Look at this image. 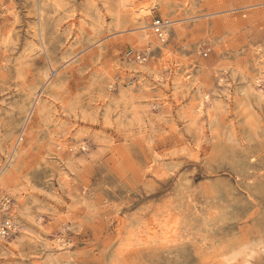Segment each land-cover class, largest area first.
Here are the masks:
<instances>
[{"label":"rangeland","instance_id":"rangeland-1","mask_svg":"<svg viewBox=\"0 0 264 264\" xmlns=\"http://www.w3.org/2000/svg\"><path fill=\"white\" fill-rule=\"evenodd\" d=\"M118 7L0 0V264H264V0Z\"/></svg>","mask_w":264,"mask_h":264},{"label":"bare ground","instance_id":"bare-ground-1","mask_svg":"<svg viewBox=\"0 0 264 264\" xmlns=\"http://www.w3.org/2000/svg\"><path fill=\"white\" fill-rule=\"evenodd\" d=\"M39 4V3H38ZM118 5L120 8L119 10L123 9L129 12V15L131 17L132 20H134L136 23H142V19L147 16L150 8H152L153 6H155V0H118ZM37 10V15L39 18V24L37 21L38 26L35 29L36 34H37V39L38 41L42 42V38H43V27H42V12H43V8L41 6H38V8H36ZM118 10V11H119ZM121 12V11H119ZM144 22V21H143ZM168 22V21H166ZM135 23V24H136ZM168 24V23H167ZM147 25V24H146ZM153 25V24H152ZM153 29H158L159 27H164L163 24L161 26H151ZM142 28L145 29L144 26H141L140 29ZM150 28V27H149ZM45 30V29H44ZM35 34V35H36ZM147 35V32L144 31L142 36ZM161 35L164 36V32L161 31ZM161 41V40H160ZM31 42V41H30ZM40 43V42H39ZM29 45V46H28ZM27 45L26 49H29L30 51H36L39 49V46L37 44V42H31L30 44ZM29 47V48H28ZM263 70H264V66H260ZM264 72V71H263ZM264 76V75H263ZM231 95V94H230ZM40 96V92L39 93H28V95H26L27 97V104H26V108L25 109V120H27L30 116V114L33 112V110L35 109V106L39 100ZM229 96V94H228ZM205 99L207 100V95L205 94ZM226 99V98H225ZM229 99V97H228ZM231 100V99H230ZM204 98L202 100H200L196 107V110L201 113L204 111ZM263 101V100H262ZM20 109V108H19ZM22 109V108H21ZM196 111V112H197ZM206 112V111H205ZM205 114V113H204ZM207 117V116H206ZM4 136V135H3ZM5 148V147H4ZM14 149V148H13ZM17 151H12L11 155L8 157V165L13 162V158L16 155ZM1 153V152H0ZM18 153V152H17ZM159 156V155H158ZM157 157V156H156ZM154 163H157L158 165L156 166H160L161 163L159 161V159L155 158ZM5 167V166H4ZM3 169V168H2ZM209 210V209H208ZM210 211V210H209ZM216 213V212H215ZM31 232V231H30ZM33 232V231H32ZM34 235V234H33ZM133 238V237H132ZM186 238V237H185ZM44 237L39 233L36 232L35 233V242L39 243L40 246H42L41 252L37 253L35 252L32 257H33V261L31 264H61L64 262V260H66L65 258L61 257V255H63L64 253H66L68 247H69V243L68 241H66L64 238H62L61 236H57L53 239V249L54 251L52 252L50 249V245H48L46 242H44ZM7 245H10V242L7 241ZM228 247V246H227ZM46 248L49 250V253H46L45 250ZM10 250V249H9ZM13 250V249H12ZM39 251V250H38ZM9 252V251H8ZM68 253V252H67ZM233 255V254H232Z\"/></svg>","mask_w":264,"mask_h":264},{"label":"built area","instance_id":"built-area-1","mask_svg":"<svg viewBox=\"0 0 264 264\" xmlns=\"http://www.w3.org/2000/svg\"><path fill=\"white\" fill-rule=\"evenodd\" d=\"M165 20L156 19L153 21L152 26H161L165 24ZM162 29L156 30L158 37L161 41H164V37L161 35ZM206 55V52H203ZM18 227L16 220V211L14 200L5 192L0 189V241H6L12 237Z\"/></svg>","mask_w":264,"mask_h":264}]
</instances>
